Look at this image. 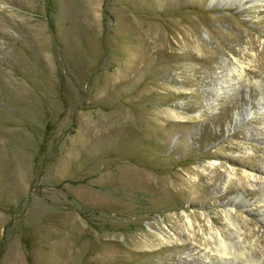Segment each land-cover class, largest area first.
Instances as JSON below:
<instances>
[{
	"label": "rangeland",
	"instance_id": "374dc122",
	"mask_svg": "<svg viewBox=\"0 0 264 264\" xmlns=\"http://www.w3.org/2000/svg\"><path fill=\"white\" fill-rule=\"evenodd\" d=\"M0 264H264V0H0Z\"/></svg>",
	"mask_w": 264,
	"mask_h": 264
},
{
	"label": "bare ground",
	"instance_id": "6f19581e",
	"mask_svg": "<svg viewBox=\"0 0 264 264\" xmlns=\"http://www.w3.org/2000/svg\"><path fill=\"white\" fill-rule=\"evenodd\" d=\"M229 247L227 246V245H225L224 243H222V244H220L219 245V251L220 252H224L225 253V251L228 249Z\"/></svg>",
	"mask_w": 264,
	"mask_h": 264
}]
</instances>
